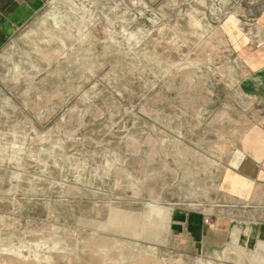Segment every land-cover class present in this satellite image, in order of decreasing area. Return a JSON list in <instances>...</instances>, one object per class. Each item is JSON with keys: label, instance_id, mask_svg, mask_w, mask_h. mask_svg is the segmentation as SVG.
<instances>
[{"label": "rangeland", "instance_id": "374dc122", "mask_svg": "<svg viewBox=\"0 0 264 264\" xmlns=\"http://www.w3.org/2000/svg\"><path fill=\"white\" fill-rule=\"evenodd\" d=\"M257 1L42 0L0 47V264H264V218L205 204L251 113L221 24L259 45Z\"/></svg>", "mask_w": 264, "mask_h": 264}, {"label": "crops", "instance_id": "0c3cea01", "mask_svg": "<svg viewBox=\"0 0 264 264\" xmlns=\"http://www.w3.org/2000/svg\"><path fill=\"white\" fill-rule=\"evenodd\" d=\"M233 3L237 10L244 4L242 0H233ZM41 5L42 0H0V47ZM256 6L251 25L257 28L259 45L250 44L236 19L227 18L221 24L236 57L233 68L238 76L234 94L238 100L247 102L251 111L238 116L241 127L228 140L221 165L219 203H205L210 211L218 208L223 217L221 221L231 223V229L247 225L250 230V226L258 227L254 224L257 219L264 218V0H258ZM212 214H178L174 225L190 243L211 245L213 235L203 219L208 220ZM234 219H247L250 223L242 224V220Z\"/></svg>", "mask_w": 264, "mask_h": 264}, {"label": "bare ground", "instance_id": "6f19581e", "mask_svg": "<svg viewBox=\"0 0 264 264\" xmlns=\"http://www.w3.org/2000/svg\"><path fill=\"white\" fill-rule=\"evenodd\" d=\"M13 262H16V261L13 260ZM141 262H142V261H141ZM10 263H11V262H10ZM141 264H142V263H141Z\"/></svg>", "mask_w": 264, "mask_h": 264}]
</instances>
